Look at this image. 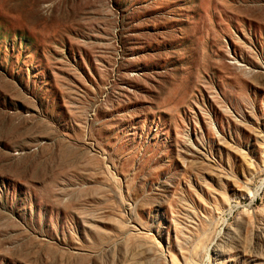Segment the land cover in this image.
Here are the masks:
<instances>
[{
    "label": "rangeland",
    "instance_id": "obj_1",
    "mask_svg": "<svg viewBox=\"0 0 264 264\" xmlns=\"http://www.w3.org/2000/svg\"><path fill=\"white\" fill-rule=\"evenodd\" d=\"M0 264H264V0H0Z\"/></svg>",
    "mask_w": 264,
    "mask_h": 264
}]
</instances>
